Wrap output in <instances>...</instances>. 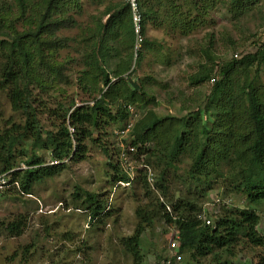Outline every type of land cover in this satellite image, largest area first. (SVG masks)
Wrapping results in <instances>:
<instances>
[{
  "label": "trees",
  "instance_id": "1",
  "mask_svg": "<svg viewBox=\"0 0 264 264\" xmlns=\"http://www.w3.org/2000/svg\"><path fill=\"white\" fill-rule=\"evenodd\" d=\"M166 1L172 3L169 20L183 37L187 35L189 21L180 12L191 5L196 8L197 1L205 4V12L204 8H197L200 15L207 14L215 5V0ZM226 1L236 20L256 9L261 0ZM145 2L141 0L143 33L145 21L157 14L153 6L142 10ZM80 11L79 0H0V93L20 118H12L0 132V174L12 171L8 184L17 188L20 195L31 196L35 185L57 176L63 171L65 160L73 164L84 160L88 145L105 154L111 186L127 182V175L111 160L108 149L94 133L107 135L110 124L126 119V106L155 104L154 98L146 99L142 88L150 78L137 84L130 80L143 48L151 45L144 38L141 51L134 54L135 35L129 9L121 2L109 3L87 29L85 46L78 50L82 69L77 86L88 97V103L76 106L72 100L58 104L49 117L53 130L42 124L40 117L46 114L41 111L46 108L42 95L49 91L60 93L59 84L67 81L63 70H67L68 63L55 58L66 41L57 34L76 26L75 15ZM18 24L21 31L17 30ZM114 59L117 62L110 65ZM262 67L264 40L255 53L241 58L237 55L220 64L218 80L209 89L202 109L189 112L184 118L161 120L149 110L136 123L130 144L141 145L134 156L145 154V164L155 173L154 187L159 196L149 188L146 173L140 171L130 186L134 194L139 192L135 210L138 223L132 235L121 240L122 251L131 264H144L140 239L155 221L179 232L180 264H237V246H264L256 232V211H228L214 220L212 228L198 219L201 209L197 206L199 198L221 187L220 184L229 192L243 195L247 206L264 204V85L259 81ZM213 69L201 65L191 76L190 85H203ZM147 142L155 145L149 149L143 145ZM39 152L48 153L51 162L60 164L46 165ZM20 163L24 169H20ZM173 184L178 186L176 198L170 192ZM76 191L72 195L75 207L85 212L91 224H104L112 216L109 195L101 198L99 194L85 192L81 197ZM166 205L171 207L172 216ZM25 227L26 221L18 217L3 229L8 237L17 238ZM167 256L163 252L155 261L159 263L161 257ZM256 264H264V255Z\"/></svg>",
  "mask_w": 264,
  "mask_h": 264
},
{
  "label": "rangeland",
  "instance_id": "2",
  "mask_svg": "<svg viewBox=\"0 0 264 264\" xmlns=\"http://www.w3.org/2000/svg\"><path fill=\"white\" fill-rule=\"evenodd\" d=\"M79 1L81 11L75 15L76 26L57 34L58 38L66 41V46L58 51L55 58L68 63L67 70H63L67 81L59 84L60 93L49 91L42 95L46 108L43 107L41 111L46 114L40 117V121L44 126L51 123L49 117L58 104L63 105L72 100L76 106L88 103V97L77 86L82 69V55L78 50L84 48L83 38L89 36L87 29L93 25L95 17L109 3H123V0ZM145 1L142 10L153 6L157 12L156 17L146 20L144 25V37L151 46L143 48L130 80L137 84L150 78L149 84L142 88L146 99L154 98L155 104L136 105L138 119L149 110L161 120L166 117L184 118L189 112L202 109L212 86L208 79L213 75L218 78L220 64L235 58V54L238 58L253 54L263 44L264 0L260 1L258 9L236 20L229 13L226 0H215L211 10L208 9L207 14L202 15L197 8H204L205 4L197 1L196 8L191 5L180 12L189 21L185 37L167 15L172 3L166 0ZM203 10L205 12V8ZM16 26L21 31V25ZM116 62L117 59H114L110 65ZM206 64L214 67L213 72L207 74L206 82L197 87L190 85L191 76L197 73L201 65ZM259 81L264 85V67L259 72ZM12 118L13 121H20L19 116L12 112L8 99L0 93V132ZM126 119L110 124L106 128L107 135L100 136L97 131L94 133L108 149L115 164L120 162L119 147L126 148L123 141L129 144L134 140L133 131L123 137L114 135L123 127ZM205 119L203 117V122ZM136 120H133L134 128ZM48 129L53 130L50 125ZM143 145L151 149L155 144L147 142ZM87 149L84 160L75 164L72 161L64 163L63 171H59L53 179L35 185L31 196L18 194L17 188L13 189L7 184L0 188V264H131L130 258L122 251L121 240L130 237L138 223L135 210L139 192L136 190L134 194L130 188L111 186L105 154L96 146L88 145ZM38 155L45 160L46 165H56L51 164L48 153L39 152ZM19 166L20 169L24 168L23 163ZM220 186L199 198L197 206L201 209V215H210L214 221L226 211L252 209L259 216L256 232L264 242V204L247 206L243 195L225 190L227 187L223 184ZM77 189L81 197L85 192L99 194L101 198L109 195L108 205L114 210L112 216L104 220V224H91L85 212L75 207L72 195ZM176 190L178 186L173 184L170 192L175 198L178 194ZM18 217L26 221V227L21 236L10 238L3 226ZM173 231L172 226L156 221L147 229L140 239L144 264H149L164 252ZM234 252L237 264H256L260 256L264 255V246L253 247L245 243L237 246Z\"/></svg>",
  "mask_w": 264,
  "mask_h": 264
},
{
  "label": "clouds",
  "instance_id": "3",
  "mask_svg": "<svg viewBox=\"0 0 264 264\" xmlns=\"http://www.w3.org/2000/svg\"><path fill=\"white\" fill-rule=\"evenodd\" d=\"M123 3H124V5L129 9V7L126 5V3H125V0H123ZM138 6H139V13H140V15H141V35H142V37H143V39L145 38L144 37V33H143V31H142V29H143V16H142V11H141V0H139V4H138ZM129 12H130V9H129ZM130 16H131V21H132V15H131V12H130ZM132 28H133V32H134V26H133V21H132ZM134 35H135V33H134ZM141 51V50H140ZM139 52V51H138ZM135 54V53H134ZM235 55H237V54H235ZM216 78V80H215V82L218 80V78L215 76V75H213L212 77H210L209 78V82H210V79L211 78ZM214 82V83H215ZM214 83H212V84H214ZM211 84V82H210V85H212ZM129 107H131V108H133L134 109V111H135V113H136V115H137V120L135 121L136 123L140 120V118H142V116L138 119V116H139V114L137 113V111L135 110V105H130V106H126L125 107V110H126V115H127V119H126V121H125V123H124V125H123V127H121L118 131H116L115 132V134L114 135H116L117 136V133L119 132V131H121V130H125L126 129V126H127V124H128V122H129V119L131 118L130 117V112H129ZM133 129H134V124H133V126H132V128L127 132V134H129V133H131L132 131H133ZM71 131H73L71 128H70V132ZM71 133H73V132H71ZM126 134V135H127ZM125 135V136H126ZM118 137V136H117ZM123 143L126 145V148L124 149V146H121V147H119V155H118V159H119V165H120V168H121V170H122V172L124 173V174H126L127 175V177H128V181L127 182H125V183H123V182H119V183H116L115 185H114V187L115 188H118L119 186H121V187H123V188H130V186L135 182V179H136V177H137V175L139 174V172L140 171H143V172H145L146 173V180H147V183H148V186H149V188H151L152 190H154L155 192H156V194L159 196V192H157L156 190H155V187H154V184H155V181H156V176H155V173H154V171H152V169L148 166V165H146L145 164V154H139L138 156H136L137 154L136 153H138L139 151H138V149L140 148V146L141 145H132V144H126L125 143V141H123ZM123 145V144H122ZM128 148H134L135 149V151L134 152H127L126 154H127V156H128V160H129V163H130V167L129 166H127V165H125L124 163H123V161H122V159H121V153H124V151L126 150V149H128ZM134 154H136L135 156H134ZM67 161H69V159H67V160H65L63 163H66ZM51 164H56V165H58V164H60V162H51ZM55 166V165H54ZM25 168V167H24ZM23 168V169H24ZM12 171H9V172H7V173H4V176H0V188H2L4 185H8L9 186V175H10V173H11ZM8 177V178H7ZM159 199H160V202H162L163 203V199L161 198V197H159ZM221 201V200H220ZM219 201H216V203H218ZM166 210H167V212L172 216V209H171V207L169 206V205H166ZM236 210H238V209H236ZM231 211H233V210H231ZM228 211H226L225 213H227ZM211 217L212 216H207V217H203L202 215H201V213H200V215L198 216V219L199 220H201V222L204 224V226H207V225H205V223H204V221H203V219L205 218V219H209V220H211ZM220 217V216H219ZM217 219V218H216ZM215 219V220H216ZM211 222H212V225H208V227H212V228H214L213 226V220H211ZM173 232H177L178 233V236H179V232L176 230V229H174V231ZM169 239V238H168ZM178 241H179V238H178ZM168 244V243H167ZM178 246H179V242H178ZM166 247H167V245H166ZM166 247H165V250H164V252L165 253H167L166 252ZM177 254H178V250H177ZM180 255V254H179ZM153 261H155V260H153ZM162 261V257H161V260H160V262ZM156 262V261H155ZM180 264V263H179Z\"/></svg>",
  "mask_w": 264,
  "mask_h": 264
},
{
  "label": "built area",
  "instance_id": "4",
  "mask_svg": "<svg viewBox=\"0 0 264 264\" xmlns=\"http://www.w3.org/2000/svg\"><path fill=\"white\" fill-rule=\"evenodd\" d=\"M126 5L129 7L131 15H132V21H133V26H134V33H135V45H134V53L141 50V43L143 42V37L141 35V15L139 13V0H125ZM236 58L237 55H234ZM216 78H211L210 82L211 84L214 83ZM129 112H130V119L129 122L126 126L125 130H121L117 133L118 137H123L127 134V132L132 128L133 126V120L137 118V115L134 111L133 108L129 107ZM134 148H128L124 151V153H121V159L123 163L127 166L130 167V163L128 160L127 152H134ZM227 204V203H226ZM205 225H212L211 220L209 219H203ZM178 233L174 232V234L170 235L168 239V244L166 247V252L169 254L167 257H163L162 261L157 263L155 261L150 262L149 264H179L180 261L182 260V256L177 254L178 250Z\"/></svg>",
  "mask_w": 264,
  "mask_h": 264
}]
</instances>
